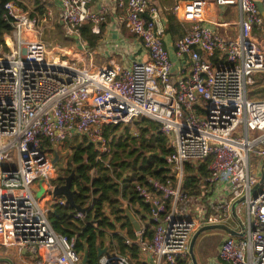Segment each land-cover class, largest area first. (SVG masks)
Returning a JSON list of instances; mask_svg holds the SVG:
<instances>
[{
  "label": "built area",
  "instance_id": "2783aa9c",
  "mask_svg": "<svg viewBox=\"0 0 264 264\" xmlns=\"http://www.w3.org/2000/svg\"><path fill=\"white\" fill-rule=\"evenodd\" d=\"M55 1L64 34L77 41L75 55L52 54L41 40L38 25L49 12L33 15L17 0L4 5L12 29L4 34L8 49L0 55V246L18 262L0 264H82L83 252L48 219L54 205L67 206L63 196L49 192L67 166L72 139L92 144L96 161L109 167L104 126L138 118L158 123L171 149L164 179L134 185L149 206L151 237L137 215L141 231L135 238L115 230L126 246H136L138 264H192V235L213 224L241 234L220 230L217 253L205 264H264V97L249 96L254 78L264 74V20L256 4L264 7V0H176L165 9L151 0H114L117 23L140 39L148 56L126 67L114 60L95 66L80 35L85 22L99 33L104 9L93 11L92 0ZM209 3L217 16L232 7L239 18L211 21ZM166 12L187 25L173 42L177 73L164 43ZM207 159L199 193L189 194L182 188L184 165ZM37 179L45 189L39 199L32 189ZM90 206L89 200L85 210ZM84 212L74 210L73 219ZM92 225L99 229L96 221ZM103 231L107 249L97 264H133L109 244L111 232Z\"/></svg>",
  "mask_w": 264,
  "mask_h": 264
},
{
  "label": "trees",
  "instance_id": "16d2710c",
  "mask_svg": "<svg viewBox=\"0 0 264 264\" xmlns=\"http://www.w3.org/2000/svg\"><path fill=\"white\" fill-rule=\"evenodd\" d=\"M8 1L16 0H0V46L5 51L8 48L4 43L3 35L12 29L4 8ZM37 8L42 14L43 6L39 5ZM164 14L167 32L173 40H176L183 35L184 29L170 12ZM79 32L89 47H94L101 36V29L99 33L93 32L90 22L82 24ZM255 92L264 95V85L259 84L249 96L253 97ZM136 124L137 134L129 132L126 128L122 134L117 135L121 125L104 126V134L110 137L109 167L96 161V151L85 139L74 138L68 143L71 154L66 168L60 172L55 184L64 183V177L70 174L72 167H75V175L71 180V188L75 190L74 201L85 207L90 200L91 206L85 210L82 219L75 220L72 207L54 205L55 212H49L48 219L56 232L65 235L69 240L73 239L74 249L77 252L87 254L86 264L98 263L97 247H102L104 244L103 229L111 232L109 244L121 254L128 255L133 264H138L136 246H126L123 238L115 232L118 227L129 237L136 236L124 215L123 202H127L130 207L137 206L133 213L145 223V235L149 237L152 235L153 223L147 219L149 206L141 201L134 185L145 184L148 177L164 179L170 171L165 155L171 149L167 145L166 137L159 131L158 123L141 118ZM209 161L210 159H207L195 165H184L183 190L189 194L199 193L202 178L208 174ZM106 211L111 219L106 215ZM92 221L97 222L99 229L93 227Z\"/></svg>",
  "mask_w": 264,
  "mask_h": 264
},
{
  "label": "crops",
  "instance_id": "0c3cea01",
  "mask_svg": "<svg viewBox=\"0 0 264 264\" xmlns=\"http://www.w3.org/2000/svg\"><path fill=\"white\" fill-rule=\"evenodd\" d=\"M25 1L28 2V4L29 2L30 4H33L32 8L42 5L44 10H47V12L50 13V16L52 15V13L56 15L58 19V23L61 25L60 10L55 0H25ZM151 1L155 2L159 6V8L165 9L172 6L176 0H151ZM49 6H51V8ZM90 7L93 11H97L98 9H104L106 11L105 20L99 24V32L101 29V36L94 47H89L92 52L91 60L95 66L105 65L109 61L114 60L120 65L126 67L129 65L130 61L132 60L144 61L148 59V56L146 54V51L142 47V43L140 39L127 32L123 27H121L117 23V14L119 12L114 5V0H92V2L90 3ZM216 12H217V8L214 6V4L209 3L208 16H210L209 19L211 21L225 20L224 18H226V16L228 17V16H233L234 14L237 13L239 14L238 9L235 10L234 12V8L232 7L224 8V17L223 16L219 17L221 14L217 16ZM174 18L176 19L175 16ZM179 23L182 25L183 29L185 30V27L187 25L181 22ZM214 27L217 32L221 34H225V31L222 27L219 26H214ZM66 37L67 40L70 42V44L68 46H65L66 47L65 51L72 52V55H75L77 52H79L78 51L79 49L77 47V41H74L75 39L73 38V36L69 37L66 35ZM3 39H5V35H3ZM174 41L175 40H173L171 35L167 32V22H166V34L164 36V43L165 46H167L168 48L169 55L173 63V68H172L173 73H177L178 70L180 69V62L178 58L175 56L174 47H173ZM262 163L264 164V160L262 161ZM257 173L259 172L257 171ZM261 173L262 170L260 171L259 175H261ZM129 208L133 212V210L136 209L137 206L136 205L132 207L129 206ZM202 235L205 236L206 233H203Z\"/></svg>",
  "mask_w": 264,
  "mask_h": 264
},
{
  "label": "rangeland",
  "instance_id": "374dc122",
  "mask_svg": "<svg viewBox=\"0 0 264 264\" xmlns=\"http://www.w3.org/2000/svg\"><path fill=\"white\" fill-rule=\"evenodd\" d=\"M18 3L21 6H24L26 9H28L29 12H32L33 15H37V16H41L44 12H47V10H44L41 13H39L37 10L38 8H32L33 4H28V2H26L25 0H19ZM51 8V6H49ZM39 16V17H40ZM234 18H239V14H234L233 15ZM228 17L224 18L227 19ZM39 29L41 31V40L46 44L48 50L52 53V54H60L63 53L61 51H65V46H68L70 44V42L67 40L66 35L64 34L61 25L58 23V19L56 17V15H54V13H52L51 16L48 15L46 21H40L39 23ZM69 42V43H68ZM74 44V43H71ZM5 51V50H4ZM2 47L0 46V55L2 53H4ZM259 84L264 85V74H260L258 76H256L254 78V84L252 85V89H256ZM264 95H261L260 92H255L254 96L252 98H263ZM141 120V118H138L134 121H132L131 123H128L127 125H123L119 128V130L117 131V135L122 134L126 128L128 129L129 132L133 133V134H137L138 130H137V122H139ZM63 150H67V143L62 147ZM251 164L254 167L257 164V160L256 158H251ZM43 180L42 179H37L33 182L32 184V189L34 191V196L35 198L39 199L40 197L43 196L45 189L43 187ZM51 195L52 193L49 192ZM53 198L57 197V196H53ZM240 216L243 218L244 217V208H242V211L240 213ZM230 223L235 226L233 221H230ZM206 235L203 236L201 235L195 242L194 247H193V253L194 256L197 260V262L199 264H205L207 260L213 258L216 253H217V249L218 246L220 244V242H218L220 236H224L222 233H220L219 229H214V230H210V231H206L205 232ZM103 242L105 243V240H103ZM10 250L3 248L0 246V261H6V262H10L13 263L14 262H18V259L15 257V253L13 251L8 252ZM109 253L113 252V250L110 248Z\"/></svg>",
  "mask_w": 264,
  "mask_h": 264
},
{
  "label": "water",
  "instance_id": "95a60500",
  "mask_svg": "<svg viewBox=\"0 0 264 264\" xmlns=\"http://www.w3.org/2000/svg\"><path fill=\"white\" fill-rule=\"evenodd\" d=\"M257 7L259 10L260 15L262 16L263 20H264V7L262 6L261 3L257 2ZM264 165V164H263ZM75 175V167H72L71 172L69 175L64 177V183L62 184H55L52 190V195L53 196H63L66 200V204L69 205L70 207H72L74 210L76 211H80V212H84L85 211V207L76 204L74 201V194H75V190H73L71 188V180ZM264 178V170L262 171L261 175H260V181ZM238 201H236L233 206H232V215L233 217H235V212H234V206ZM123 210H124V215L127 217V219L129 220L132 229L134 232H139L141 231V224L139 222V220L137 219V217L133 214V212L131 211V209L129 208L127 202H123ZM52 212H55L54 208L52 210ZM214 229H219V230H224L225 232L231 234V235H240L241 233H238L236 231H234L233 229H231L230 227H228L227 225L224 224H213V225H203L201 226L197 231H195V233L192 235L190 243H189V253L191 256V261L192 264H198L194 253H193V247L194 244L196 242V240L199 238L200 235H202L203 233H205L206 231H210V230H214ZM107 247H97V256H101L105 251H106ZM87 262V254L85 253L83 255L82 258V264H86Z\"/></svg>",
  "mask_w": 264,
  "mask_h": 264
},
{
  "label": "flooded vegetation",
  "instance_id": "af4514ba",
  "mask_svg": "<svg viewBox=\"0 0 264 264\" xmlns=\"http://www.w3.org/2000/svg\"><path fill=\"white\" fill-rule=\"evenodd\" d=\"M222 237H223V236L221 235V236H220V238H219V240H218V242H221V240H222Z\"/></svg>",
  "mask_w": 264,
  "mask_h": 264
}]
</instances>
